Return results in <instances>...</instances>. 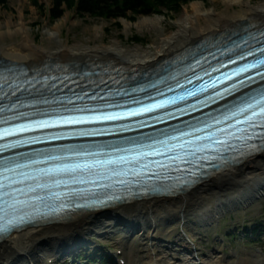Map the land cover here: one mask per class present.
I'll use <instances>...</instances> for the list:
<instances>
[{
    "label": "bare ground",
    "instance_id": "1",
    "mask_svg": "<svg viewBox=\"0 0 264 264\" xmlns=\"http://www.w3.org/2000/svg\"><path fill=\"white\" fill-rule=\"evenodd\" d=\"M221 1L227 8L237 5L240 11L227 14L224 18L213 19L212 15L204 16L201 13L200 4L194 3L190 6L194 12V18L186 19L184 26L179 28L176 35L157 43L154 50L150 52L117 51L97 47L65 52L62 50L63 47L57 51L28 52L29 48L21 45L20 49L26 51V54L11 56L0 50V61L8 62L7 60L10 59L12 60L10 62L16 61L13 63L38 67L44 62L55 61L67 63L68 66L76 65L78 68L85 67V62L89 63L88 66L102 62L125 69L149 71L160 65L163 60L171 58L196 43L209 41L210 38L224 34L230 36L236 33L242 34L249 26L264 24V6H252L251 0ZM160 23L159 18H143L131 27L137 30L142 27L155 29ZM52 36L58 38L57 34ZM262 91L264 87L261 85L253 91V94L257 95ZM263 174L264 150L245 158L238 167H229L218 173H212L210 178L201 181L195 188L183 194L142 199L118 205L108 211L92 212L66 223L27 228L7 236L0 243V264H37L40 260H43V264H55L62 258L66 259L65 262L72 264L83 249H89L90 244L84 241L87 235L102 240L109 239L110 235L114 236L116 233L123 235L119 243L116 242L117 245L122 244V248L114 252L117 255L116 264H135V258L138 259L137 264H170L167 262L168 258L169 261L180 262L176 256L162 252L159 246L149 244L147 236L130 240L132 234L135 231L145 233L152 229L154 233L152 239L155 240L157 234L161 233L160 223L180 222L192 209L196 214L202 210L196 215L201 223L215 219L223 211L238 208L247 200L262 197L264 179L261 176ZM251 179L259 181L255 180L250 184ZM209 203L214 206L209 208L207 206ZM196 209L198 211H195ZM169 236V233H162L159 238L164 239ZM136 248L142 249L137 253ZM181 262L185 261L181 259Z\"/></svg>",
    "mask_w": 264,
    "mask_h": 264
},
{
    "label": "rangeland",
    "instance_id": "2",
    "mask_svg": "<svg viewBox=\"0 0 264 264\" xmlns=\"http://www.w3.org/2000/svg\"><path fill=\"white\" fill-rule=\"evenodd\" d=\"M0 1V50L11 56L26 54V51L20 49L21 45L27 46L28 52L57 51L61 50V47L64 52L96 47L117 51L150 52L154 50L157 43L176 35L179 28L184 26L186 19L194 18V12L190 7L194 3L200 4L201 13L204 16L212 15L213 19L224 18L227 14L240 11L237 5L227 8L221 0H192L171 12L165 8L153 6L150 9L151 13L146 16H136L130 20L132 16L128 15L127 19L114 20L78 15L73 6L65 8L59 20L50 22L48 14L51 8L50 0ZM113 1L117 2V0ZM145 1L156 5L155 0ZM73 2L76 3L77 0ZM251 5L264 6V0H251ZM38 6L42 7L41 12ZM143 18H159L161 23L155 29L142 27L137 30L131 27ZM55 34L58 38L52 36ZM261 177L264 179V174ZM255 180L251 179L250 184ZM207 206L211 208L214 205L209 203ZM200 211L197 214H200ZM197 214L192 209L180 222L160 223V234L169 233L170 236L167 238H159L160 234H157L155 241L152 239L154 233L151 229L145 233L131 232L133 234L130 240L147 236L149 244L159 246L162 252L176 256L180 261L170 260V262L168 258L167 262L170 264H196L197 262L201 264H264V235L255 238L243 235V232L250 234L253 228L264 226V192L262 197L247 200L238 208L223 211L217 218L210 219L211 223H208L209 221L201 223L196 218ZM91 237L92 235H87L84 240L90 244L89 249L80 253L72 264H91L87 260L93 257L92 252L95 250L97 252L94 253V257L105 258V264H116L117 255L114 252L122 248L121 243L117 245L123 237L122 233L110 235L109 239L102 240ZM141 249L136 248L135 251L139 253ZM99 257L97 260L100 259ZM181 259L185 262L182 263ZM65 260V258L59 259L55 264H69ZM135 260L138 261L137 258ZM136 261L135 264H137ZM39 262L37 264L44 263L43 260ZM96 264H100V261Z\"/></svg>",
    "mask_w": 264,
    "mask_h": 264
},
{
    "label": "snow or ice",
    "instance_id": "3",
    "mask_svg": "<svg viewBox=\"0 0 264 264\" xmlns=\"http://www.w3.org/2000/svg\"><path fill=\"white\" fill-rule=\"evenodd\" d=\"M236 47H242V45H237ZM261 52H264V48L260 49ZM253 55L252 52L248 53H242L239 55L238 59H244L246 56ZM233 63L236 61L233 60ZM260 66H264V58L256 59L254 63L246 64L242 67H239L236 69L232 75H240L241 73L247 72L249 69L252 68H259ZM217 69H213L215 71ZM205 73L207 74V70H205ZM261 76L264 77V73H261ZM175 79V77H173ZM196 79L199 80L201 77L199 75L196 76ZM219 79V77L217 78ZM5 83H12L10 76L5 75L3 73H0V88L4 86ZM31 83V81H29ZM188 83H192L191 78L188 79ZM216 83V80L212 81V84L209 85L207 82L204 84L191 88L183 95L175 96L170 99L163 100L157 104L148 105L142 108L134 109L130 113H126L124 115L121 114H98V115H89V116H78V115H69L66 116L63 112L60 111V109H46L44 111H38L37 113H22L21 115H27V116H44L49 115L51 113H56L60 118L59 119H50V120H35L32 123L20 125L18 127L14 128H7L4 129L2 133H0V138L8 137L10 135H15L20 132L25 131H32V130H45V129H51V128H64V129H72L71 132H56L52 135L51 140L52 141H59L63 139H70L73 137H97L106 134V130L102 128H88L84 127L86 125H93V124H101L106 122H112L124 119L126 116H137L141 115L143 113L154 111L157 108L164 107L169 104H176L177 101L185 100L188 97H194L198 93L206 91L209 87L214 86ZM244 81H240V86H244ZM14 87L19 88L20 85L16 84ZM179 87H184L183 84H179ZM169 90H172V87L169 86ZM140 91H143V89H140ZM217 95H221L220 93H217ZM78 99H83V97H77ZM59 100L53 101L49 100L47 97H44L43 99L39 100H33L32 104H52V103H58ZM72 101L69 99L67 103H71ZM138 102V101H137ZM104 107V106H101ZM4 109L0 108V112H3ZM65 111L68 112H96L97 109H89L86 106L83 108H75V109H65ZM240 117H244L243 123L249 125L253 128H261L264 129V91H262L259 95V97H251V99L247 102L241 103L239 105H235L232 108H226L224 112L221 114L220 117H213L215 119L216 123L219 124L223 121H231L234 118L236 119V126H239L241 123ZM8 119H13V117H10ZM0 123H7V120H2ZM208 127H212L211 124L208 125ZM199 130V129H198ZM227 135H231L233 139H247V135L244 136H237L235 133L231 132L230 130H224ZM242 133H247V129H242ZM187 135V133H185ZM261 135H264V133H261ZM173 139H178L179 137H172ZM198 139H209L212 141L213 144H224L226 147H231L232 145L227 142L220 140L214 136L210 137H204V138H198ZM39 138H34L32 141L28 142H38ZM14 145H5L4 147H11ZM151 147V145H149ZM183 147V145H181ZM206 148H211V145H206ZM3 148H0V151H2ZM106 150H117V151H127V149L118 148L116 145H75L69 147V152L71 155H65L63 153L54 154L52 152L45 153L43 151L36 152V153H28L25 154L29 158L28 163H11V160L13 159H0V200H5V198H15L16 192H25V189L23 188H17L15 191H12L11 189L17 185L24 183L26 180L29 179H36V177H30L27 173H20L21 176L24 177L23 180H19L14 178V176L9 175V173H16L17 170L23 169V168H29L33 164H40V163H47L48 161H57V160H72L74 157H78L81 155H98L103 154ZM204 149H197L196 151H203ZM216 151H219V149H216ZM123 159V158H121ZM108 163H114V161H108ZM93 165L87 164V163H66L62 167L57 168H47V169H39V175L41 177H51L54 175H59L61 173L64 174H72L76 173L77 171H85L90 168H92ZM65 181L62 180H56L55 185L56 187H60L62 184H65ZM49 185L47 184H37L35 188H29L28 191L35 192L37 188H48ZM59 195V194H57ZM38 199H43V197H38ZM109 199H112V197H109ZM7 203V201L5 200ZM16 203H19V200L15 201ZM14 222L12 220L7 221V224H0V232L6 231L9 225H12Z\"/></svg>",
    "mask_w": 264,
    "mask_h": 264
},
{
    "label": "trees",
    "instance_id": "4",
    "mask_svg": "<svg viewBox=\"0 0 264 264\" xmlns=\"http://www.w3.org/2000/svg\"><path fill=\"white\" fill-rule=\"evenodd\" d=\"M50 1L49 20L50 22H56L62 17L65 8L73 6H75V11L78 15L114 20L127 19V16L131 15L130 20H133L136 16L150 14L152 11L150 9L153 6L162 7L171 12L192 0H155L156 5L145 0H117V2L113 0H77L76 3L73 2L74 0ZM38 7L41 12L42 7ZM262 232H264V226H258L252 231L251 236ZM246 235L248 236V234Z\"/></svg>",
    "mask_w": 264,
    "mask_h": 264
},
{
    "label": "water",
    "instance_id": "5",
    "mask_svg": "<svg viewBox=\"0 0 264 264\" xmlns=\"http://www.w3.org/2000/svg\"><path fill=\"white\" fill-rule=\"evenodd\" d=\"M254 85V84H253ZM250 86H252V85H250ZM250 86H248V87H250Z\"/></svg>",
    "mask_w": 264,
    "mask_h": 264
}]
</instances>
